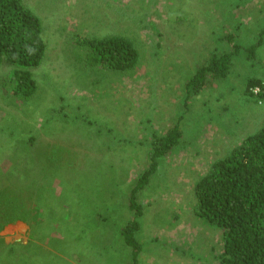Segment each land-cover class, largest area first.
<instances>
[{"label": "rangeland", "instance_id": "1", "mask_svg": "<svg viewBox=\"0 0 264 264\" xmlns=\"http://www.w3.org/2000/svg\"><path fill=\"white\" fill-rule=\"evenodd\" d=\"M229 1L23 0L40 19L47 48L33 70L39 88L29 102L19 104L3 89L10 65H0V189L12 194L21 179L8 176L22 173L34 195L27 208L36 209V219L0 230V254L10 245L20 252L6 260L132 264L122 237L106 239L108 228L132 219L126 196L148 167L149 137L170 128L186 110L183 85L189 76L218 45L234 50L232 42L218 39L233 30L235 15L225 16L234 6ZM262 9L260 0L233 9L246 26L233 72L189 99L178 144L137 196L142 205L137 238L143 245L138 264H153L149 256L155 264H220L224 232L196 214L193 187L216 158L264 121V101L244 95L247 79L264 70V42L258 44ZM119 33L130 35L141 51L137 70L127 76L95 65L79 44L83 37ZM118 200L121 206L112 216L108 210H116L111 203ZM174 212L182 218L175 220ZM189 246L202 259L185 255Z\"/></svg>", "mask_w": 264, "mask_h": 264}, {"label": "trees", "instance_id": "2", "mask_svg": "<svg viewBox=\"0 0 264 264\" xmlns=\"http://www.w3.org/2000/svg\"><path fill=\"white\" fill-rule=\"evenodd\" d=\"M251 1L253 0L229 1L234 6L226 10L225 16L231 19L235 15V20L231 23L233 30L227 34L221 32V36L218 34L216 36H219L220 42L227 44L232 42L234 50L224 48V44H221L218 45L220 49L215 47L209 53L183 85L186 110L176 116L177 121L170 128L161 133L154 132L149 137L148 167L138 176L130 188L129 195L126 196L128 202L126 209L130 211L132 219L125 224L118 222L112 228H108L111 239L113 237L117 241L118 237H122L123 242L131 249L132 264L139 263L138 255L143 249L137 238L140 229L137 217L142 213V205L137 196L145 189L151 176L157 172L160 159L167 156L178 144V139L182 135L180 121L190 110L187 107L189 99L199 95L214 82L222 80L225 82L228 78L234 66V56L239 54L242 48L238 43L239 37H243V29L246 27L244 22H241V16L237 21V15L232 11ZM260 1L264 4V0ZM206 21L209 20L206 18ZM42 31L40 19L23 0H0V65L4 61L10 65V72L3 81V89L9 90L19 104L29 102L39 88L33 70L41 65L46 54L47 45ZM263 34L264 30L261 31L259 45L264 42ZM79 44L84 47L95 65L116 72L119 76L133 74L140 64V48L127 34L119 33L102 38L83 37L80 38ZM256 45L249 47L252 53ZM255 87L260 88L258 95L251 91V88ZM244 88V95L264 101V82L259 77L248 78ZM33 140L34 138H31V141ZM50 165L51 162L43 163L45 170L50 169ZM10 173L14 178L8 176V179H21V184L13 189L12 194L10 192L5 194V188L0 189V230L6 224L18 220L29 223L36 219V209L27 208V199L34 195H29L30 191L27 190V186L25 187L27 184L22 173L14 170ZM1 174L4 175L3 172ZM15 174L19 175V178L15 177ZM193 189L196 214L208 225L219 227L224 232V251L217 255L220 264H264V122L257 132L248 135L223 158L215 160L209 170L196 180ZM113 204L116 210L113 208L108 210L109 213L112 211V216L117 215L121 201L111 203ZM48 223L55 224L54 221ZM103 232L105 233L104 230ZM27 249V246H23V253L27 254ZM188 249L189 251H184L188 253L185 255L196 261L201 258L194 248L191 249L189 246ZM15 255H20V252L15 245H10L6 254H0V261L13 264L17 261L15 258L6 259ZM24 260H26L24 264H32L31 260ZM197 262L193 264H205Z\"/></svg>", "mask_w": 264, "mask_h": 264}, {"label": "crops", "instance_id": "3", "mask_svg": "<svg viewBox=\"0 0 264 264\" xmlns=\"http://www.w3.org/2000/svg\"><path fill=\"white\" fill-rule=\"evenodd\" d=\"M253 1H258V0H253ZM253 1H251V2H253ZM250 4H252V3H250ZM264 11V9H262V12ZM231 28L233 29V27L231 26ZM234 67V66H233ZM233 71L231 70V72H230V74L232 73ZM229 74V75H230ZM261 75V76H260ZM229 77V76H228ZM257 77H259L263 82H264V70H263V72L262 73H260L259 74V76H257ZM246 84V83H245ZM258 102H259V100H258ZM256 103H253V105H255ZM259 104V103H258ZM262 105H264L263 103H262ZM262 105H260L259 107L261 108L262 107ZM247 110H250L249 108H247ZM255 117H256V115H255ZM262 117H263V120H264V111H263V113H262ZM258 118V116L256 117V118H254V121L256 120ZM259 119V118H258ZM249 120H253L252 119V117H251V114H250V119ZM264 122V121H263ZM262 125V124H261ZM261 125L260 126H258L257 128H260L261 127ZM256 126L257 125H255V127L254 128H256ZM253 128V129H254ZM255 130V129H254ZM258 130V129H257ZM254 132H256V131H253V133ZM252 134V133H251ZM246 138V135H244V136H241V139H240V141H239V143L237 144V145H239L244 139ZM237 145H234L233 146V148L234 147H236ZM232 148V149H233ZM217 159V158H216ZM215 159V160H216ZM220 159V158H219ZM182 216H183V214H182ZM173 217L175 218V220H177V219H180V218H182L180 215H179V213L178 212H174L173 213ZM204 221V220H203ZM205 222V221H204ZM205 223H207V222H205ZM208 224V223H207ZM110 232V230H108V233ZM109 239V240H111V238H110V235L108 234L107 236H106V239ZM153 240V239H152ZM151 240V241H152ZM175 247H176V245H175ZM150 258H148V260L149 261H151V263H153V264H155V263H157V261H153V258H151V256H149ZM166 258H162V259H160L161 260V263H164ZM155 260V259H154ZM174 260V259H173ZM155 262V263H154Z\"/></svg>", "mask_w": 264, "mask_h": 264}, {"label": "built area", "instance_id": "4", "mask_svg": "<svg viewBox=\"0 0 264 264\" xmlns=\"http://www.w3.org/2000/svg\"><path fill=\"white\" fill-rule=\"evenodd\" d=\"M251 91L253 94L258 95V93L260 92V88H258V87L251 88Z\"/></svg>", "mask_w": 264, "mask_h": 264}]
</instances>
